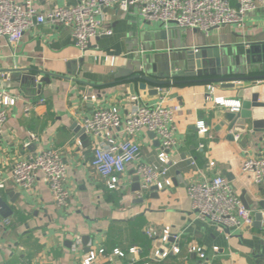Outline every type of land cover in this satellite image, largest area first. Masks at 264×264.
I'll list each match as a JSON object with an SVG mask.
<instances>
[{
  "label": "crops",
  "instance_id": "crops-1",
  "mask_svg": "<svg viewBox=\"0 0 264 264\" xmlns=\"http://www.w3.org/2000/svg\"><path fill=\"white\" fill-rule=\"evenodd\" d=\"M32 1L45 13L75 6L80 0ZM245 21L243 29L232 25L202 32L207 47L218 50L230 67L237 59L244 66L249 45L264 40L262 7L248 13ZM104 22L113 34L93 39L85 53L75 46L70 29L51 23L26 32L15 47L0 39V89L12 97L0 136V170L7 176L16 161L46 149L60 150L67 163L66 188L71 195L70 206L60 208L42 174L31 191L13 186L0 190V200L6 205L0 211V264H81L89 247L105 249L103 262L114 249L126 253L123 259L115 258L114 264L133 259L136 264H204L198 254L189 252L191 247L202 249L210 264H264L261 223L255 220L252 226L229 230L211 224L194 212L187 193L191 183L222 176L249 210H264V185H255L242 172L247 159L264 152V134L254 135L248 123L235 140L237 135L231 137L234 131L229 125L221 126L229 109L215 103L221 98L235 105L237 91L200 83L199 78L178 77L177 83L160 87L155 95L139 89L141 81H129L147 66L151 72L155 65L159 73L166 66L171 73L179 71V49L187 41L201 47L203 39L193 35L187 40L185 29L145 22L135 11L124 13L117 7L104 12ZM28 73L37 82L46 77L44 73L64 78L52 77L49 83L34 86L23 79ZM210 87L214 92L209 100ZM93 96L96 101L91 100ZM134 97L144 105L163 101L167 107L182 109L176 117L177 145L171 155L173 187L161 192L134 191L140 182L133 166L120 176L121 188L110 190L91 168L95 139L85 131H75L76 125L84 130V121L99 107H117L126 115ZM200 122L207 127L206 134L198 132ZM136 141L141 145L139 160L159 164V140L142 131ZM166 226L180 236V253L152 262L149 257L157 243L146 229L162 231ZM77 236L82 245L73 253L71 245ZM165 246L172 251L174 241ZM132 247L138 249L136 255L128 252Z\"/></svg>",
  "mask_w": 264,
  "mask_h": 264
},
{
  "label": "built area",
  "instance_id": "built-area-1",
  "mask_svg": "<svg viewBox=\"0 0 264 264\" xmlns=\"http://www.w3.org/2000/svg\"><path fill=\"white\" fill-rule=\"evenodd\" d=\"M117 7L124 13L135 11L145 22L160 24L165 27L176 26L185 30H199L208 34L211 30L225 26H246V15L258 7L264 11V0H80L72 7H57L48 12H40L32 0L17 3L14 0H0V39H6L10 47L17 46L24 34L38 26L51 23L70 29L75 46L83 53L93 39L111 36L112 30L106 27L104 12ZM107 60V59H106ZM160 88L158 92L160 93ZM213 88H209L207 99H212ZM11 95L0 89V136L7 122V102ZM91 100L96 101L93 96ZM133 105L126 115L117 107H99L86 118L83 129L95 139L92 151L91 168L96 175L105 180L110 190L121 188L120 176L133 166V173L139 178L141 192L156 188L158 192L173 187L170 175L171 155L176 148V117L182 111L180 106L167 107L163 101L155 106L141 104L137 97L132 98ZM215 103L229 109L232 113L240 112V104H230L221 98ZM200 134L208 132L203 122L197 124ZM142 131L154 134L159 140L157 159L159 164L141 162V145L136 136ZM240 136H235L239 140ZM194 165V162H192ZM242 172L257 186L264 185V152L257 157L247 159L242 165ZM44 176V181L51 189L55 202L60 208H68L71 195L66 188L67 163L60 150L46 149L25 160L16 161L9 174L3 176L0 170V190L9 186L15 189L31 191ZM187 193L192 201L194 212L200 219L225 229H241L254 224L256 215H261L264 227V210L253 212L247 209L231 184L222 176L210 181L191 183ZM147 236L157 243L149 257L152 262L166 260L171 254L180 253V236L171 227L162 231L149 227ZM174 241L172 251L165 244ZM159 244V245H158ZM82 238L77 236L71 245L73 253L78 252ZM217 250V249H214ZM136 255L138 249L128 250ZM189 252L198 254L204 264H210L206 253L197 247ZM105 249L89 251L81 264H114L115 258L126 256L120 249H114L103 262ZM133 259L128 264H136ZM144 264H150L144 263Z\"/></svg>",
  "mask_w": 264,
  "mask_h": 264
},
{
  "label": "water",
  "instance_id": "water-1",
  "mask_svg": "<svg viewBox=\"0 0 264 264\" xmlns=\"http://www.w3.org/2000/svg\"><path fill=\"white\" fill-rule=\"evenodd\" d=\"M193 35L202 39L205 36L199 30H186L187 40ZM202 42L201 47H195L194 44L187 41L186 45L179 49L178 62L181 71L176 70L175 73H171L170 67L166 66L159 73L155 69V65L153 72H151L147 66L142 71L139 70L132 74L129 81H141L138 85L139 89L152 90L155 95L158 94V88L177 83L178 77L199 78L197 80L200 83L218 84L222 89L236 90L238 103L241 106L240 112L225 113L221 126L229 125L231 130L234 131V133H231L232 138L238 133L245 132L248 123L251 124L254 135L264 134V40L249 45L250 48L245 51L246 63L244 66L237 59L236 65L232 67L222 60L221 53L218 50L207 47L206 40L203 39ZM44 74L46 77L39 82H37L36 76L29 73L23 79L26 82L30 80L34 86H39L44 82L49 83L52 77L64 78L51 73ZM131 93L135 95L133 85L131 86ZM75 131L84 134V130L80 129L79 125H76ZM153 136L155 137L154 134ZM138 180L137 178L136 182ZM133 188L134 191L141 190L138 183ZM151 191L157 193L156 188H152ZM11 193L13 194V192ZM242 201L245 207L249 209L243 198ZM0 209L1 212L6 209V205L1 200ZM255 220L260 223L261 215H256Z\"/></svg>",
  "mask_w": 264,
  "mask_h": 264
}]
</instances>
